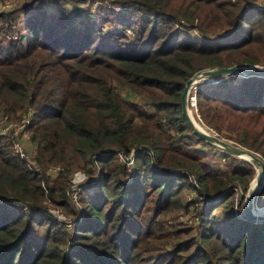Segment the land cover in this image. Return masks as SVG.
<instances>
[{
  "label": "trees",
  "instance_id": "16d2710c",
  "mask_svg": "<svg viewBox=\"0 0 264 264\" xmlns=\"http://www.w3.org/2000/svg\"><path fill=\"white\" fill-rule=\"evenodd\" d=\"M56 1L0 12V113L32 110L39 166L31 170L0 135V264H264V220L244 216L242 193L241 213L233 209V185L246 191L253 165L222 150L238 161L212 164L180 102L201 68L264 63V7L104 0L68 14ZM19 18L25 34L6 37L19 33ZM195 99L203 123L264 159V76L197 83ZM132 153L130 164L120 157ZM54 165L63 169L51 175ZM76 170L87 176L72 200ZM186 189L195 195L185 199ZM255 204H264V182ZM189 208L196 225L174 215Z\"/></svg>",
  "mask_w": 264,
  "mask_h": 264
},
{
  "label": "water",
  "instance_id": "95a60500",
  "mask_svg": "<svg viewBox=\"0 0 264 264\" xmlns=\"http://www.w3.org/2000/svg\"><path fill=\"white\" fill-rule=\"evenodd\" d=\"M244 65L250 66V68L245 69ZM260 75L264 76V68L260 64H251V63H236L230 66H220V65H214L210 67L201 68L197 71H195L186 81L184 84V87L182 89L181 95H180V102H181V111L184 115L187 124L189 127L193 130L195 134L200 136L205 142L209 144L215 145L218 149L225 151L227 153H230L234 156L240 157V155H246L253 159L254 162L251 160L240 157L242 159H245L249 161L254 169L255 173L252 177L256 180V187H254L251 191L249 188L244 192L242 190V194L245 197V204L243 208V214L246 218L253 220L255 222L264 220V204L261 206H258L255 204V195L258 191V189L262 186L264 182V159L263 157L253 150H250L244 146H241L223 136H220L219 134H214L212 132H209L208 130L201 129L197 127L192 119V117L189 114V92L190 89L196 85L195 81L196 79L203 78V81L197 82H216L224 77L231 76V75H240L242 77L248 76V75ZM133 154L131 157L132 158ZM254 163L259 165V168H256ZM253 207H255L257 210L254 211Z\"/></svg>",
  "mask_w": 264,
  "mask_h": 264
},
{
  "label": "built area",
  "instance_id": "2783aa9c",
  "mask_svg": "<svg viewBox=\"0 0 264 264\" xmlns=\"http://www.w3.org/2000/svg\"><path fill=\"white\" fill-rule=\"evenodd\" d=\"M0 3L2 4L3 7H6V8L10 7V4H11L10 0H0ZM64 6L65 5H62L60 7H61V9H63V11L65 13H68V14L74 13L73 9L64 8ZM114 9L119 10V7L115 6ZM1 11H6V9L0 10V12ZM12 26H14V24H12ZM221 34H220V32L215 33L214 35H212V37L217 39L221 36ZM5 36L9 37V38L10 37H17L16 35H12V34H6ZM188 97H189L190 106H192L196 109L195 87L192 90L190 89ZM31 112H32V110H28V112L21 114L20 116L15 117V118L10 117L7 113H0V135L8 136L11 139V143L13 145L15 152L20 156V158L22 160H25L27 166L31 170L37 172L39 170V166L37 165V163L32 158L33 153H34L33 144L29 140V133L27 130V125L30 121ZM197 116H198V114H197ZM199 120H200V118H199ZM201 123H203V122L201 121ZM206 127H208L210 130H212V131L208 130L209 132H212V133L216 132L213 128H211L207 125H206ZM26 144L27 145L30 144L32 146V151L30 154H28ZM132 154H130L128 156H126L124 154H120V157L122 159L126 160L128 164H130L133 157L132 158H129V157H131ZM62 169H63V167L60 165L50 166L48 168V173H50L51 175H55L58 171H60ZM78 184H79V182H75L71 185V187L69 189L66 190L68 196L72 200H76V198H77V194L79 192ZM42 186L44 187V189L46 191V186L44 184H42ZM233 189H235L237 192L235 194V197H234V208L233 209H234L236 214H240L241 209L238 207V203L240 202V197H239V193H238L239 190H241L240 184L235 182L233 185ZM24 207H26V206H24ZM50 212L53 215V217L59 221L64 218L63 213L58 208L53 207L50 209ZM67 225L69 227H72L73 224L67 223Z\"/></svg>",
  "mask_w": 264,
  "mask_h": 264
},
{
  "label": "rangeland",
  "instance_id": "374dc122",
  "mask_svg": "<svg viewBox=\"0 0 264 264\" xmlns=\"http://www.w3.org/2000/svg\"><path fill=\"white\" fill-rule=\"evenodd\" d=\"M24 1H26V0H10L11 4H10V7H8V8L3 7L2 4L0 3V10L6 9V11H9V10L21 5ZM101 3H105L104 0H87V1H79V0H76V1H74V0H61L60 1L59 0L58 1L57 0L54 4L59 5V6L65 5L64 8H70V9H73L74 11L75 10H79V9H84L85 10V8H86V9H89V10H93V12H95L96 10H98L100 8ZM257 3L261 4L264 7V0H258ZM105 4H107V3H105ZM48 5H52V3H49ZM24 16L25 15L22 16V14H21V18L24 17ZM21 18H19L17 21H15L16 23L14 22L16 24V27H15V25L14 26L11 25L12 27H15L16 29H19V30H17L19 33H17V32H13V33L8 32L6 34H12V35H16V36H18V34H25V31L22 29V22H21L22 20H21ZM3 25L6 26L5 23ZM0 35H2V33ZM0 38H1V36H0ZM261 65H264V63L261 64ZM235 76L240 77V75H235ZM194 87H195V85L191 88V90ZM120 92H121V96H123L125 98H131V99H135L136 98L135 95H133L131 92H129L127 90L120 91ZM189 108H190V113H191L193 121L199 127H201L202 129L212 131L208 127H206L205 123H204L205 125L203 123H201V121L199 120V118L197 116L196 109L194 107L190 106V104H189ZM213 133L214 134H218L217 132H213ZM192 140L195 141V138L192 137ZM197 146L205 148L206 150H208V156L206 158L212 164H214L215 166L223 168V169H226L230 165L234 164L235 162L238 161L237 159L240 158V157H237V159H235V160H231V159L225 158L222 155L221 150L218 149L213 144L204 145L202 143H197ZM26 148H27L28 154H30L31 151H32V146L30 144L29 145L26 144ZM86 176L87 175L84 172H82L81 170H76V171L72 172V179L74 181L79 182V183L83 182V180L86 178ZM254 179L255 178H253L252 183L249 186V189H250L251 185L253 184ZM248 185H249V183H248ZM242 190L243 189H242V186H241V190H239L238 193L241 194ZM194 195H195V191L194 190L186 189V191L184 193V198L185 199H189V198L193 197ZM244 200H245V197L243 195V201ZM244 204H245V202H244ZM219 214H220V212H219ZM174 215H176V219H178L179 221H182L184 223H187V224L191 223V224H194V225H196V223H197V218L194 217V215H193V213L191 211V208H189L188 210H184L183 209V210H180V211H176L174 213ZM169 218L167 220H169Z\"/></svg>",
  "mask_w": 264,
  "mask_h": 264
},
{
  "label": "bare ground",
  "instance_id": "6f19581e",
  "mask_svg": "<svg viewBox=\"0 0 264 264\" xmlns=\"http://www.w3.org/2000/svg\"><path fill=\"white\" fill-rule=\"evenodd\" d=\"M261 65V64H260ZM263 66V68H264V65H262ZM244 68L245 69H247V68H250V66H247V65H244ZM201 81H203V78H198V79H196V81H195V83H197V82H201ZM189 114H190V116H191V113H190V109H189ZM192 117V116H191ZM195 123V122H194ZM195 125L197 126V127H199L196 123H195ZM199 128H201V127H199ZM202 129V128H201ZM245 157V158H247V159H249V160H251L252 162H254L253 161V159H251L250 157H248V156H246V155H240V157ZM255 165H256V167L257 168H259V165L258 164H256V163H254ZM254 187H256V180L254 179V181H253V184L251 185V187H250V191L254 188ZM253 210L254 211H256L257 209L255 208V207H253Z\"/></svg>",
  "mask_w": 264,
  "mask_h": 264
},
{
  "label": "crops",
  "instance_id": "0c3cea01",
  "mask_svg": "<svg viewBox=\"0 0 264 264\" xmlns=\"http://www.w3.org/2000/svg\"><path fill=\"white\" fill-rule=\"evenodd\" d=\"M131 99V98H130Z\"/></svg>",
  "mask_w": 264,
  "mask_h": 264
}]
</instances>
